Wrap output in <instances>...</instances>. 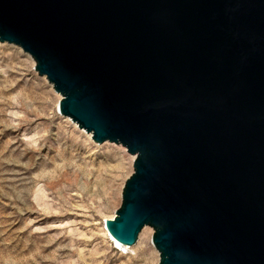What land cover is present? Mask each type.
<instances>
[{
  "label": "water",
  "instance_id": "95a60500",
  "mask_svg": "<svg viewBox=\"0 0 264 264\" xmlns=\"http://www.w3.org/2000/svg\"><path fill=\"white\" fill-rule=\"evenodd\" d=\"M0 42L133 171L107 231L158 264H264V0H0Z\"/></svg>",
  "mask_w": 264,
  "mask_h": 264
},
{
  "label": "rangeland",
  "instance_id": "374dc122",
  "mask_svg": "<svg viewBox=\"0 0 264 264\" xmlns=\"http://www.w3.org/2000/svg\"><path fill=\"white\" fill-rule=\"evenodd\" d=\"M34 64L0 42V264H158L151 227L124 251L105 234L132 156L59 114Z\"/></svg>",
  "mask_w": 264,
  "mask_h": 264
},
{
  "label": "bare ground",
  "instance_id": "6f19581e",
  "mask_svg": "<svg viewBox=\"0 0 264 264\" xmlns=\"http://www.w3.org/2000/svg\"><path fill=\"white\" fill-rule=\"evenodd\" d=\"M87 133V132H86ZM88 136H91L90 133H87ZM132 158L134 159V155H131ZM112 218V217H111ZM145 227H147L146 225L143 226L141 233H146L147 230H145ZM105 229V234L108 236L109 240L111 241V243L113 244V246L121 251H124L125 248H127V245H124L122 243H120L119 241H117L115 238H113V236L107 231V229L104 227ZM148 233V232H147Z\"/></svg>",
  "mask_w": 264,
  "mask_h": 264
}]
</instances>
